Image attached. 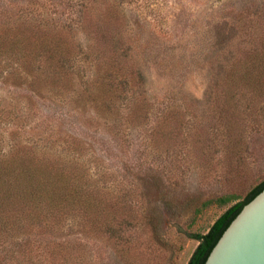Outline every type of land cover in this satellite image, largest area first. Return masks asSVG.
I'll use <instances>...</instances> for the list:
<instances>
[{
	"label": "rangeland",
	"instance_id": "1",
	"mask_svg": "<svg viewBox=\"0 0 264 264\" xmlns=\"http://www.w3.org/2000/svg\"><path fill=\"white\" fill-rule=\"evenodd\" d=\"M20 14L63 24L58 51L73 59L38 88L24 59L0 63V146L84 138L120 223L111 241V232L82 233L63 211L59 231L34 225L26 264H187L199 243L191 233L207 232L226 208L195 210L221 195L241 200L264 180V61L250 58L264 51V0H0L1 27ZM97 78L118 97L113 115L87 99ZM149 214L158 234L142 225Z\"/></svg>",
	"mask_w": 264,
	"mask_h": 264
},
{
	"label": "trees",
	"instance_id": "2",
	"mask_svg": "<svg viewBox=\"0 0 264 264\" xmlns=\"http://www.w3.org/2000/svg\"><path fill=\"white\" fill-rule=\"evenodd\" d=\"M86 11H82L81 20L83 21L87 20L86 16L84 18ZM6 19L4 27L0 24V63L12 65L14 61L20 63L24 59V64L34 67L32 70L35 72L32 79L33 88H38L36 86H41L44 81L53 80L54 72L50 71L51 68L58 64L61 65L63 60L68 63L73 59L62 48L65 53L58 51L59 46L63 47V43L67 46L63 24L54 27L43 26L41 22H34L33 18L23 17L22 14L16 17L9 16ZM232 57L233 55L230 56L228 62H231ZM241 58L242 56L238 57L231 64ZM250 58L261 59L263 62L264 51H252ZM10 68L11 66L7 69ZM221 68L228 69L231 66L222 62ZM231 73L237 80H244L238 71L234 70ZM97 80L99 79L88 81L95 91L89 93L87 99L93 103L96 112H106L105 109L110 108L113 115L121 109L118 97L111 85ZM259 80L264 81V69ZM80 98H85V95L80 94ZM133 109H137V105L133 106ZM128 116L123 123L131 125L133 115ZM115 117L116 115L113 118H107L104 115L105 119L118 122L119 118ZM62 136L60 135L52 143L41 148L29 143H20L19 146L5 152L0 146V264H3L4 259L14 260L18 264L33 263L35 259L32 258L31 252L36 249L31 234L34 225L43 228L45 221L51 222V226L45 224V230L47 232L59 231L60 226L56 217L57 215L62 216L63 211L66 213L68 223L77 224L76 229L79 228L84 234L97 233L99 234L97 236H104L105 233L111 232L109 236L111 241L117 236L120 223L116 220L119 218L116 215L117 209L113 210L111 207L116 205L118 200L110 203V192L104 187L105 176L96 177L88 168L86 156L91 146L84 138L77 140L68 136L63 139ZM72 160L77 161L79 166H75ZM113 189L116 190V188ZM263 189L264 180L241 200L238 195L226 194L204 201L195 210L196 214L212 204L226 209L207 232L191 233L190 236L197 239L199 243L187 264H204L232 220L244 205ZM151 215L143 217L144 227H151L149 225L153 220L148 217ZM151 228L155 234L160 231L159 227ZM119 252L122 253L126 262L124 251ZM129 263L136 264L131 258Z\"/></svg>",
	"mask_w": 264,
	"mask_h": 264
},
{
	"label": "water",
	"instance_id": "3",
	"mask_svg": "<svg viewBox=\"0 0 264 264\" xmlns=\"http://www.w3.org/2000/svg\"><path fill=\"white\" fill-rule=\"evenodd\" d=\"M204 264H264V189L244 205Z\"/></svg>",
	"mask_w": 264,
	"mask_h": 264
}]
</instances>
